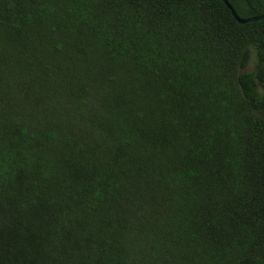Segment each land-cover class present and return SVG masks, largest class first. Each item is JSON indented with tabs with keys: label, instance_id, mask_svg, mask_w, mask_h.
Masks as SVG:
<instances>
[{
	"label": "trees",
	"instance_id": "obj_1",
	"mask_svg": "<svg viewBox=\"0 0 264 264\" xmlns=\"http://www.w3.org/2000/svg\"><path fill=\"white\" fill-rule=\"evenodd\" d=\"M0 264H264V18L0 0Z\"/></svg>",
	"mask_w": 264,
	"mask_h": 264
},
{
	"label": "water",
	"instance_id": "obj_2",
	"mask_svg": "<svg viewBox=\"0 0 264 264\" xmlns=\"http://www.w3.org/2000/svg\"><path fill=\"white\" fill-rule=\"evenodd\" d=\"M223 1L226 4V6L230 9L232 15L234 16V18L238 22L243 23V22L255 21V20L264 18V14H262V15H256V16H251V17H240V16H238V14L236 13V11L232 7V5L227 0H223Z\"/></svg>",
	"mask_w": 264,
	"mask_h": 264
},
{
	"label": "rangeland",
	"instance_id": "obj_3",
	"mask_svg": "<svg viewBox=\"0 0 264 264\" xmlns=\"http://www.w3.org/2000/svg\"><path fill=\"white\" fill-rule=\"evenodd\" d=\"M249 67H251V64H249Z\"/></svg>",
	"mask_w": 264,
	"mask_h": 264
}]
</instances>
